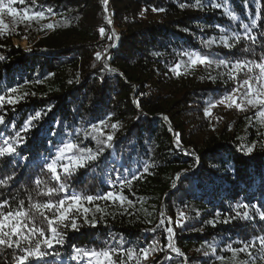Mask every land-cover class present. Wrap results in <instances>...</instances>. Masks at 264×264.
<instances>
[{
  "label": "trees",
  "instance_id": "1",
  "mask_svg": "<svg viewBox=\"0 0 264 264\" xmlns=\"http://www.w3.org/2000/svg\"><path fill=\"white\" fill-rule=\"evenodd\" d=\"M0 2L45 13L24 22L7 9L0 13V96L15 100L0 104V147L18 144L16 155L0 157V181H7L0 202L10 206L3 211L24 201L48 234L44 216L53 211L35 204L72 194L124 198L66 205L68 218L53 225L63 243L41 245L48 254L27 264H95L84 255L92 250H112L114 264H264L258 242L251 255L232 251L264 236V122L245 99L244 110L219 102L259 76L256 67L233 72L232 64L264 61V0ZM191 52L228 66L191 64L184 55ZM108 135L113 139L103 142ZM68 143L73 155L99 156L70 175L58 168L57 181L45 165ZM61 183L67 192L47 194ZM144 249L151 250L147 259ZM22 254L0 246V264H15Z\"/></svg>",
  "mask_w": 264,
  "mask_h": 264
},
{
  "label": "snow or ice",
  "instance_id": "2",
  "mask_svg": "<svg viewBox=\"0 0 264 264\" xmlns=\"http://www.w3.org/2000/svg\"><path fill=\"white\" fill-rule=\"evenodd\" d=\"M15 2V0H13ZM24 0H20V3H23ZM197 3H199V0H197ZM183 7V5H181ZM7 9V11L13 16H19L20 22L24 21H32V20H38L42 19L45 16L44 12H33L28 8H25L22 10V13L18 11L15 7H10L7 4H3L0 2V13L4 12V10ZM163 11V9H154ZM255 23V21H253ZM45 28H52V24L44 25ZM245 29V38L250 40H255V37L251 36V28H249L248 25L243 26ZM101 33L103 34L104 30L100 29ZM234 39L239 41L241 37L239 35L234 34ZM214 41H208L207 43L209 46ZM222 42L229 48L232 47V45L228 44V37H222ZM190 61L191 64H195L197 62L204 63V64H212L216 63L219 67L220 65L228 66V62L226 60H219L212 61L209 60L208 57H201L199 54L195 52L191 53H184ZM97 59L101 58V54H96ZM181 67L180 64H177L176 67L173 69V71H176L177 74H179L178 69ZM256 67L259 69V76L255 77L257 84L254 86L252 84V77H250L247 80H244L242 82H239L237 85V88L233 90V93L221 98L220 103H223L224 101H230L228 103V107H232L235 105L240 110H244V104L242 102H239L241 99L247 100L248 104H251L253 106L256 105H264V61L260 63H256L254 61H240L237 60L232 64L233 72H238L242 69H247L248 71H252V68ZM243 87L245 89L243 93V97L234 98V93L239 90V88ZM15 91V90H12ZM15 100L11 95L7 97V99L4 96H0V104L3 103H14ZM206 115H210V111L206 112ZM260 116H264V111H261L259 113ZM40 116L39 113L36 114L35 117L32 119H38ZM3 122V116H0V123ZM30 121L26 122L25 129L27 130L29 127ZM113 127H116V125H113ZM93 131H96V126H92ZM113 139L112 135H108L103 142L107 143L110 142ZM18 143L20 142V138L17 137ZM17 145H14L13 143L9 142L8 140L4 141V146L0 147V157H3L5 155L12 156L16 155V149ZM107 146H110V144H107ZM74 145L71 143L63 145L60 149H58L56 158L52 159L50 162H48L45 167L47 170H49L53 174V179H56L59 181V171H62L65 175H70L75 169L80 167H85L87 163L90 160L97 159L99 156V153H92L90 150H84L80 152L79 155H73L72 150L74 149ZM102 151V150H101ZM249 153L253 151V149L250 147L247 150ZM59 168V171H58ZM148 169L145 167L144 172L146 173ZM136 177H133L135 179ZM39 183V181H36ZM7 181H0V184H6ZM129 183L128 181L122 182V187L124 184ZM175 186V185H174ZM68 188L63 183L60 184L59 188L57 189H48L47 194L52 195L58 192H67ZM109 199L113 202H116L117 199L123 203L124 198L119 193L114 192H108L103 197H94V196H86L82 197L78 194H72L68 200L61 199L58 202H49L43 205L35 204L32 207L40 210V209H49L53 211L52 218H49L48 216H44V220L48 224V234L45 233L44 228L37 227L35 220L32 218V216L29 214L28 211L24 210L23 205L24 201H20L18 208L16 210H10L7 212H4L3 209L10 207L8 204V201L0 202V246L7 247V248H17L20 249L23 253L22 255L18 257H14L15 264H27L29 261V258L35 257L37 259L44 258L48 253L46 251H41V245L46 246V248H52L54 243H63L62 234L57 233L56 227H54V224L57 223H63V221L68 218L67 217V206H71L73 203H78L81 199H84L86 201H92L94 199ZM237 209L240 207L247 208V205H237ZM258 207V206H257ZM43 214V213H41ZM261 219H264V213H261ZM180 218L184 216V213L179 214ZM237 216H242L243 218H250L248 216V212L245 211L242 214L238 211ZM178 218L176 223L180 224L181 219ZM225 223L228 221L225 220ZM164 221H161V224L163 225ZM31 224V227L29 226ZM66 226V225H65ZM71 227L73 230L77 228L76 222L73 220L71 223ZM167 232L169 234V238H171V235L173 233V228L168 227ZM15 237V239H13ZM23 242V247L21 246ZM257 242L259 243L262 250H264V236H258L254 237L253 240L250 242V244H245L243 248L239 250L233 249V254L237 251L247 252L249 255H251L250 252H248V249L250 246L254 247ZM169 247H172L171 243L168 245ZM77 252L80 250L77 249ZM150 249H144L142 250V255L145 259H147L148 255L150 254ZM177 253H179V249H175ZM212 251H215V248L212 249ZM85 256L89 258L90 261H94L95 264H114V261H112V256L114 255V252L112 250H100L99 252L96 250H92L90 252H85ZM207 255V253H205ZM75 258V257H74Z\"/></svg>",
  "mask_w": 264,
  "mask_h": 264
},
{
  "label": "rangeland",
  "instance_id": "3",
  "mask_svg": "<svg viewBox=\"0 0 264 264\" xmlns=\"http://www.w3.org/2000/svg\"><path fill=\"white\" fill-rule=\"evenodd\" d=\"M26 41L22 42V45L25 47L26 46ZM257 84L256 82H253V85L255 86ZM256 109H258V112L260 113L261 111H264V105H256L254 106ZM260 118L262 119V121L264 122V116H260ZM173 236H174V232H173Z\"/></svg>",
  "mask_w": 264,
  "mask_h": 264
}]
</instances>
